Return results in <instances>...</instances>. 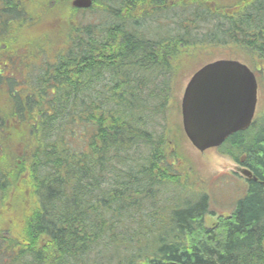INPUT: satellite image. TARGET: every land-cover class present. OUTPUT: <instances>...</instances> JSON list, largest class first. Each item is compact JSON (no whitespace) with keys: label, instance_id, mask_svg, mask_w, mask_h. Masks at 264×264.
<instances>
[{"label":"trees","instance_id":"1","mask_svg":"<svg viewBox=\"0 0 264 264\" xmlns=\"http://www.w3.org/2000/svg\"><path fill=\"white\" fill-rule=\"evenodd\" d=\"M71 2L0 0V264H264V117L219 149L258 182L215 228L208 195L159 198L189 167L157 122L207 46L231 44L264 88V0H93L97 24Z\"/></svg>","mask_w":264,"mask_h":264},{"label":"rangeland","instance_id":"2","mask_svg":"<svg viewBox=\"0 0 264 264\" xmlns=\"http://www.w3.org/2000/svg\"><path fill=\"white\" fill-rule=\"evenodd\" d=\"M232 1V0H229ZM93 7V6H92ZM94 15V16H93ZM92 15L91 10H88L86 14V20L91 22L102 23L103 19L100 16V13L98 11H95ZM100 16V17H99ZM104 18V17H103ZM36 25H39V21H35L31 24V27H35ZM173 29L174 27L171 26ZM53 29L47 30L44 32L46 35V39H49L52 37ZM62 33L60 34V38L62 40V49L61 52H64L67 47L66 43V32L64 30H60ZM207 31H201V33H207ZM155 32H158L160 34H164L165 30H155ZM213 38V35L209 38H207L206 42L210 41ZM223 40L222 37L218 38L219 41ZM35 42H37L35 40ZM230 47H206L202 48L204 51H202V56L199 55V58L197 59L196 63L197 65L192 67L191 69H195V67L199 66V63H207L212 61L215 58H223L227 57L230 58L231 56L239 58L240 61L246 63V59L242 55H236V52L232 49L231 44H229ZM59 50L57 47L54 49V51ZM59 52V51H58ZM55 53V52H54ZM54 53L50 54V58L46 56V54L43 55L42 60L48 61L47 59L51 60V56L54 55ZM186 65H190V62H187L184 64V68H182V76L179 78H182V80H177L176 83H173L172 85V100H170L168 107H171L172 112L171 114L162 120H158L157 122H161L162 125L170 128L174 132V138H177L181 141L180 144V151L183 154V159L185 161V164L190 168L189 169V181H190V191L186 193V191L182 188H177L174 186H170L165 194L161 195L160 197L174 195L176 198L178 196H184L183 198H186V200H194L197 197L196 194L206 193L209 196L210 200V210L215 215H221L224 212H231L235 206V199L242 196L244 192H246V182L243 177L240 175L239 167L240 165L234 161L231 157H228L226 155H223L219 149H211L204 153L198 152L185 138L184 134L181 138L180 135L177 133L174 125L179 124L181 126V99L184 93V89L186 87L187 82L189 81V76L192 73H189V67ZM190 69V70H191ZM40 70V67H38V71ZM10 75V74H8ZM188 75V77H187ZM170 110V109H169ZM264 116V91L263 88L259 85V92H258V107L256 111V118L258 119L259 124H261V119ZM262 128L255 129L254 132L247 135L245 138L252 137L256 134L258 130H261ZM183 133V132H182ZM183 176L185 175L184 172L181 173ZM197 191V192H194ZM186 193V194H185ZM175 198V199H176ZM237 200V199H236ZM124 222L130 227V229H136V230H142L144 226H148L151 222V219H143L144 226L141 225L138 221H130L126 218L123 219ZM134 222V223H130ZM161 226H163V223H160ZM123 227V226H122ZM145 228V227H144ZM132 234V232H131ZM154 239V238H151ZM149 240L142 238L139 242L140 245H142V249H147V243ZM109 243V242H108ZM127 244L132 245L131 251H134V246H137L136 243L127 242ZM110 245V244H109ZM111 247V245L109 246ZM113 247V245H112ZM111 247V248H112ZM149 247V246H148ZM101 250H103L101 248ZM114 251V249L112 248ZM112 257L109 259L108 263L116 264V252H112ZM96 258V256L94 257ZM100 258V256L98 257ZM97 258V259H98ZM90 264H93L89 262ZM107 263V264H108Z\"/></svg>","mask_w":264,"mask_h":264},{"label":"water","instance_id":"3","mask_svg":"<svg viewBox=\"0 0 264 264\" xmlns=\"http://www.w3.org/2000/svg\"><path fill=\"white\" fill-rule=\"evenodd\" d=\"M72 5L87 9L92 1L74 0ZM257 92L255 74L238 61L219 60L200 69L188 83L181 105L183 128L193 146L204 152L247 130L254 117ZM242 174L252 178L247 168Z\"/></svg>","mask_w":264,"mask_h":264},{"label":"bare ground","instance_id":"4","mask_svg":"<svg viewBox=\"0 0 264 264\" xmlns=\"http://www.w3.org/2000/svg\"><path fill=\"white\" fill-rule=\"evenodd\" d=\"M92 1V5L91 6H93V0H91Z\"/></svg>","mask_w":264,"mask_h":264},{"label":"flooded vegetation","instance_id":"5","mask_svg":"<svg viewBox=\"0 0 264 264\" xmlns=\"http://www.w3.org/2000/svg\"><path fill=\"white\" fill-rule=\"evenodd\" d=\"M0 75H3V74H0ZM3 76H4V75H3ZM229 219H231V218H229ZM229 219H228V220H229Z\"/></svg>","mask_w":264,"mask_h":264}]
</instances>
